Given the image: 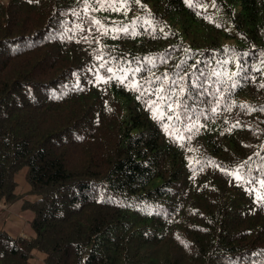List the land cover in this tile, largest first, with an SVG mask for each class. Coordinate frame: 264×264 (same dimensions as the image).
Instances as JSON below:
<instances>
[{
    "label": "trees",
    "instance_id": "1",
    "mask_svg": "<svg viewBox=\"0 0 264 264\" xmlns=\"http://www.w3.org/2000/svg\"><path fill=\"white\" fill-rule=\"evenodd\" d=\"M193 2L0 0V204L22 199L34 230L0 229V264L34 249L43 264H264V0ZM152 89L179 105L183 147Z\"/></svg>",
    "mask_w": 264,
    "mask_h": 264
},
{
    "label": "snow or ice",
    "instance_id": "2",
    "mask_svg": "<svg viewBox=\"0 0 264 264\" xmlns=\"http://www.w3.org/2000/svg\"><path fill=\"white\" fill-rule=\"evenodd\" d=\"M131 2V0H83L84 3V13L87 15L89 11H116L120 12L123 11L125 15H127L128 11V5ZM136 4H140L141 0H135ZM188 3L190 6L195 7V3L193 0H188ZM77 14L78 13H74ZM91 23L95 26H97V31H100L102 35L107 34L109 29L104 28L102 26V22L100 20H97L95 18L92 19ZM136 21H133V25H135ZM113 31H123V32H129V27L128 26H122L120 29H114ZM134 34V32L132 33ZM105 65L101 64V67H104ZM109 73H112L110 77H108V80L115 79L118 80L121 84H125V81L127 80L128 83L125 84L126 87H128L130 90L138 92L140 95L138 98L143 97L146 93V88L145 85H142L136 81L135 76H132L131 80H128V72L122 70V69H116L115 71L113 70L112 67H107L106 69ZM243 70V69H241ZM239 72L232 73V76H238ZM232 77H229L231 79ZM108 80H105L103 77L99 76L97 74L96 76V82L101 83V82H108ZM235 87L236 85L233 84ZM262 88H264V84L260 85ZM180 92L183 93V89H180ZM151 95L156 96V100L152 101H145V103L148 105L149 110L152 112L153 118L157 119L159 122H161L162 127L164 128V131L167 135H169L171 138L176 140L177 143H179L183 147V141H184V136L181 130L175 125L172 124L171 122L173 120L175 121H180V116L176 114V107L179 105H174V103L171 101L172 97V92L168 91L167 93H164V90L161 89H152ZM246 108L249 112L253 111V109L249 108L248 106H242ZM264 110V109H261ZM212 111L215 113L216 108H213ZM166 112L168 113H173V115H167ZM165 119L169 121V123H164ZM239 124L234 125L233 127H238ZM185 130L191 131L192 126L188 123H185ZM190 139V138H189ZM241 169H235L233 172L227 173L229 175H232L234 179L241 181V182H247L244 181L242 176L240 175ZM261 188H264V183L261 184ZM258 202H264V195H257L256 197Z\"/></svg>",
    "mask_w": 264,
    "mask_h": 264
},
{
    "label": "crops",
    "instance_id": "3",
    "mask_svg": "<svg viewBox=\"0 0 264 264\" xmlns=\"http://www.w3.org/2000/svg\"><path fill=\"white\" fill-rule=\"evenodd\" d=\"M16 180V175H15ZM17 182V181H16ZM28 185V183H27ZM21 186L18 183V192L25 194L29 190V185ZM28 200H33L34 195L25 197ZM0 211V229L5 230L12 237H33L34 230L30 225L33 218V212L29 208H25L23 200H18L10 205L1 204ZM45 254L38 250H32V255L28 259V264H43Z\"/></svg>",
    "mask_w": 264,
    "mask_h": 264
},
{
    "label": "rangeland",
    "instance_id": "4",
    "mask_svg": "<svg viewBox=\"0 0 264 264\" xmlns=\"http://www.w3.org/2000/svg\"><path fill=\"white\" fill-rule=\"evenodd\" d=\"M26 15V17H29L31 16V18L34 17V14L32 12H25L23 14V17ZM114 15H117V12L114 13ZM31 22V21H30ZM29 24V22H28ZM16 181L17 183H19L21 186H24L25 184L27 185V182L25 181V168H21L17 173H16ZM28 186V185H27ZM17 190H18V187H17ZM29 194H27L26 196H28ZM0 207H1V204H0Z\"/></svg>",
    "mask_w": 264,
    "mask_h": 264
}]
</instances>
